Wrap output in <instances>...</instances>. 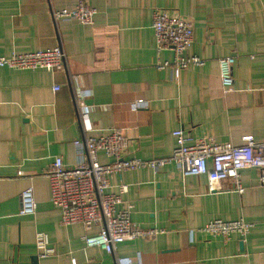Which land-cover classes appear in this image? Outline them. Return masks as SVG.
Instances as JSON below:
<instances>
[{"label": "crops", "instance_id": "0c3cea01", "mask_svg": "<svg viewBox=\"0 0 264 264\" xmlns=\"http://www.w3.org/2000/svg\"><path fill=\"white\" fill-rule=\"evenodd\" d=\"M79 1L0 0V57L54 47L65 53L59 71L0 68V264H264V186L253 169L239 171L241 194L230 180L210 193L204 176L182 178L172 164L111 178L109 192L126 186L121 200L131 223L159 233L119 243L109 254L85 244L99 226H61L44 178L55 157L76 164V140L110 128L124 134V158L144 161L169 156L176 130L188 143L209 137L239 146L244 136L264 142V0H83L96 10L92 25L53 19ZM153 9L190 24L186 55L202 64L177 80L154 67L171 52H155ZM225 56L234 59L228 94L218 82L217 60ZM134 100L147 107L131 111ZM82 107L89 108L85 123ZM97 159L109 162L101 153ZM29 187L37 209L24 216L20 196ZM238 219L250 224L244 237L199 232L211 220ZM36 233L46 234L52 255L38 257Z\"/></svg>", "mask_w": 264, "mask_h": 264}, {"label": "built area", "instance_id": "2783aa9c", "mask_svg": "<svg viewBox=\"0 0 264 264\" xmlns=\"http://www.w3.org/2000/svg\"><path fill=\"white\" fill-rule=\"evenodd\" d=\"M96 10L81 0L72 9H62L52 13L53 19L74 20L80 25L90 26ZM150 29L154 39L155 52H171L170 61H156L158 70L168 68L172 78L177 80L179 73L188 66H199L202 62L195 56L186 55L191 41L190 24L176 15H169L160 9L151 12ZM65 53L61 47L38 50L32 53H12L0 57V68L16 71L47 72L64 68ZM234 63L232 56L217 60L218 82L223 94L232 92L231 69ZM78 89H81L80 77L73 75ZM53 91H58L57 87ZM147 103L134 100L129 104L131 111L145 109ZM89 108L82 107L81 119L85 123ZM90 129V128H89ZM86 127L84 130L89 131ZM175 146L165 158L140 160L124 158L127 141L121 130L107 129L105 134L76 140L73 144L80 151L76 164L66 166L60 157H55L45 172L44 178L49 184V200L60 212L61 226L81 225L85 230L99 226L94 236L85 237L87 247H99L111 253L114 247L122 242L135 239H151L159 233L155 229H142L134 226L129 218V208L123 205L121 195L126 192L124 184H117L116 193L109 192L111 178H119L125 171L158 169L172 164L182 178L204 176L208 192L217 190L225 180L233 183L237 194L243 192L238 181L239 171L253 169L257 174L258 185L264 186V142H255L250 136L242 138V144L233 146L229 143H216L212 138L204 137L188 143L181 130L172 133ZM101 153L109 162L99 163L97 156ZM20 215L32 216L36 213V202L32 188L21 192ZM250 228L242 219L224 222L211 220L199 229L200 233L210 237L227 239L231 235L244 237ZM35 248L39 258H46L54 253L48 246L44 233L35 234ZM118 264H131L128 260H118Z\"/></svg>", "mask_w": 264, "mask_h": 264}]
</instances>
